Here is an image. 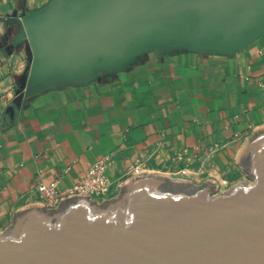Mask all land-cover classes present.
<instances>
[{
	"label": "water",
	"instance_id": "obj_1",
	"mask_svg": "<svg viewBox=\"0 0 264 264\" xmlns=\"http://www.w3.org/2000/svg\"><path fill=\"white\" fill-rule=\"evenodd\" d=\"M21 24L32 93L153 48L242 50L264 37V0H52ZM237 164L246 181L222 193L147 174L101 202L29 204L0 233V264H264V125Z\"/></svg>",
	"mask_w": 264,
	"mask_h": 264
},
{
	"label": "crops",
	"instance_id": "obj_2",
	"mask_svg": "<svg viewBox=\"0 0 264 264\" xmlns=\"http://www.w3.org/2000/svg\"><path fill=\"white\" fill-rule=\"evenodd\" d=\"M51 2L0 0V233L42 204L39 185L67 190L105 155L115 179L212 180L216 192L246 181L237 158L264 125V37L233 53L153 48L28 93L21 21Z\"/></svg>",
	"mask_w": 264,
	"mask_h": 264
},
{
	"label": "built area",
	"instance_id": "obj_3",
	"mask_svg": "<svg viewBox=\"0 0 264 264\" xmlns=\"http://www.w3.org/2000/svg\"><path fill=\"white\" fill-rule=\"evenodd\" d=\"M112 164L113 157L111 155L101 157L90 169H88L78 184L67 190H62L59 187L58 181L39 185L38 192L42 198V204L48 208L54 209L57 208L61 199L72 194L80 193H84L91 199L97 201L113 198L119 193L122 185L128 180V178H126L127 175L120 179L111 177L108 174V171ZM137 170V168L134 169L132 171L133 174H138Z\"/></svg>",
	"mask_w": 264,
	"mask_h": 264
},
{
	"label": "rangeland",
	"instance_id": "obj_4",
	"mask_svg": "<svg viewBox=\"0 0 264 264\" xmlns=\"http://www.w3.org/2000/svg\"><path fill=\"white\" fill-rule=\"evenodd\" d=\"M220 193H222V191H219ZM223 192H225V191H223Z\"/></svg>",
	"mask_w": 264,
	"mask_h": 264
}]
</instances>
